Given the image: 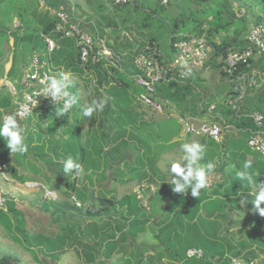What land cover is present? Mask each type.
<instances>
[{
    "label": "trees",
    "instance_id": "trees-1",
    "mask_svg": "<svg viewBox=\"0 0 264 264\" xmlns=\"http://www.w3.org/2000/svg\"><path fill=\"white\" fill-rule=\"evenodd\" d=\"M24 1L27 3L26 6L21 7L20 3L23 2L19 0L17 2L20 3L13 6L17 9L16 16L20 24L18 30L22 33L17 31V33H12L5 38L6 42H12V47L16 53L23 50L25 52L38 51L42 54L41 61L45 62L47 68L53 72L76 74L82 73L84 69L87 71L94 70L97 73L99 86L110 83L103 69V64L89 61L86 65H81L75 41L69 38H61L55 34L54 29L58 23L55 16L56 12H64L73 22L70 13L68 10H64L63 4H61L65 0ZM42 2H45L43 7L41 6ZM114 7L117 16L122 17L125 13L135 11L137 4L127 6L128 10H124L126 6ZM52 10L55 11L53 14H51ZM106 23L111 25L115 22L109 20ZM204 23L208 25L206 30L208 43H210L208 36H213L215 32L220 30L227 33L231 29L229 24H216L214 17L210 23L207 20L197 23L193 27L195 36L204 35L205 37V30L202 27ZM176 29L178 28L175 25L169 27L171 55L175 52ZM46 36L51 37L56 44V49L51 54L46 51L44 43ZM99 37L105 39L103 32H100ZM235 39L237 45H232V42L228 41L227 38L218 46L211 44L213 52L210 58L216 60L212 67L214 68L212 71L214 72L212 75L213 84L205 85L206 83L200 80V75L203 73L206 64L184 84L170 81L156 86L154 99L164 106V113L161 115L169 113V108H173L178 115L190 118L197 125L199 124L197 120L203 117L209 106L214 105L216 120L220 122L218 119L220 116L224 123L229 126L228 129H223L221 143L204 139L202 145L206 146L205 155L204 159L199 162L202 167L209 162L215 165L219 158L225 160L229 153H232V156H239L243 150L248 152L247 140L255 128L251 120L245 116L258 112L264 118V84L257 88H246L238 93L233 90V77L220 70V56H225L229 52L240 51L246 46L245 39ZM105 42L120 58V67L124 73H129L130 65L128 62L131 60L133 64L144 46L156 47L154 37L133 46H131L132 42L126 38H123L122 41H118L117 38L112 42L105 39ZM172 59L170 57L163 60L160 57L162 62H169ZM263 65L264 60H260L256 64L253 62V67L257 70ZM111 71L117 72L115 69ZM14 73L15 70L11 69L7 72V76L12 77ZM125 78H127L125 74L118 73L117 84L121 87L126 85ZM196 79L199 80L198 84L196 82L197 86L193 82ZM195 87H202L200 93L194 92ZM95 99L98 101V96H95ZM234 104L238 108L237 111L232 107ZM10 154V151L6 150L3 144H0V161L2 163L10 157ZM256 164L260 168H264V162L259 161ZM226 165L227 163L223 162L220 167H217V170L223 169ZM252 175L253 185H249L246 180H240L237 175L231 172L226 176L223 188L228 187V190H240L241 192V195L235 197L234 194L232 198L226 194L218 195V192L209 196L200 192L198 196L192 197V201H189L184 194H169L166 184H163L164 199H162V192L158 198L159 193L157 191L151 195L152 206L159 199H162V204L165 207L163 214L155 218L156 221H160L164 225L163 231L173 230L175 232L173 242L169 243L173 249L170 254L175 262L179 264H229L231 257H237L249 264H264V217L253 209L252 200L254 196L251 195V192H254L255 179L259 184H263L264 175L260 177ZM79 195L83 196L85 200H89L87 193ZM96 199L98 208L95 209L93 204L87 205V209L82 214L81 220L86 222L85 224L75 225L76 221L68 218L62 220L64 223L71 221V224L66 226H62V224L60 227L57 224L59 220L57 216V219H54L55 223L50 228H46L47 216L42 212L40 214L31 213L29 210L18 206L14 201L6 199V211L0 210V225L5 229L9 238L26 251L39 248L42 255L52 259H58L68 252H73L81 264H119L121 262L127 264L130 263V260L128 261L123 257L134 253L136 256L133 257V264H141V262L144 264L145 261L140 256L144 249L136 246L134 241L143 232L140 221H146V215L151 218L155 217L153 211L149 214L144 213L137 197L133 195H125L120 198L116 196L98 197ZM67 204L66 201L63 203L44 201L42 210H48L51 207L52 214L55 216L61 207L68 209ZM260 207L264 208V202L261 203ZM92 208L96 213V221L87 223L89 213L93 211H91ZM183 216L188 218L192 225L188 227L186 224H182L179 230H176L175 223L177 220L182 221ZM168 221L171 225L174 224V227L165 226ZM190 249L201 251L202 257L200 259L187 258L186 252ZM118 256L121 258L120 262L115 260ZM0 264H18V260L13 256H1Z\"/></svg>",
    "mask_w": 264,
    "mask_h": 264
},
{
    "label": "rangeland",
    "instance_id": "rangeland-1",
    "mask_svg": "<svg viewBox=\"0 0 264 264\" xmlns=\"http://www.w3.org/2000/svg\"><path fill=\"white\" fill-rule=\"evenodd\" d=\"M13 1L15 2L10 9H12L17 2V0ZM239 2L240 4H235V0H170L168 6H161L155 0H144L139 4L137 10L131 11L132 15L123 14L120 20H118L119 18H116L118 17L117 14L109 15V18H113V20L115 19V23L109 26L112 28V31L116 30L120 35L117 37L118 41H122L123 38H126L128 41L132 42L131 46L134 44L137 45L138 43H144L148 38L154 37L156 48L159 51L160 57L164 60L171 57L169 47L170 25L177 24L178 29L181 32L186 33L190 32L197 23L215 17L216 24H229L232 31L235 30L236 33L243 32L245 34L250 28L249 25L252 24H261L264 28V0H239ZM75 3V0H65L61 2V4H63V9L68 10V13H70L72 18L76 14ZM239 7L243 9L244 13L237 11ZM124 10H128V7L126 6ZM9 11L10 10L4 11L6 19L8 18ZM54 12L55 11L52 10L51 14ZM123 18L124 23L122 24L121 20ZM230 35L233 36V33ZM233 37H236V35ZM5 38V36L0 35V42H2L4 48H6ZM111 38L113 39V37ZM111 38H107V41L112 42L113 40ZM209 60L212 62L209 61L211 63L210 67L212 68L216 60ZM128 64L133 73L134 69L131 60ZM84 72L88 73L85 69ZM105 73L111 84H114L117 81L118 73H107V71H105ZM213 73L214 72H211V74H208L206 77L211 81V83L208 84H213ZM84 78L83 80H80L81 83H78V87L76 88L79 91L80 99H78V103L75 105V112L59 116L57 122L51 123L49 126L50 128H47L46 134L49 132L51 134H60L57 136L60 139L59 141H61L62 136H67L64 139L66 141H62L61 143L65 144L67 147H72L73 150L74 146L77 145L76 162L79 164L82 163L81 168L84 173L89 171V176L84 177V181L91 182L93 179H96V181H93L92 187L87 183L84 185L83 193L88 194L89 200H85L83 196H80L79 191H77L73 197L76 202L81 205V208H77L75 202L71 199H68V201L66 199V202H68V209H63L61 207L59 213L54 216V219H57V216L59 217L57 222L58 226L62 224V226L71 224V221H66L64 223L62 219H70L72 216L74 217L73 221H76L75 225L79 224V226H81L83 223L85 224L86 222L81 220L82 214H84L85 209H87L90 204H93L95 209L98 208L96 198L110 196L120 198L125 195H132L135 181H140L142 177H146L153 170L158 172L160 170L161 175L157 173L155 174L159 175L163 182L168 181L166 183L169 187H167V192L169 194L174 193L172 187H170V173L165 167V164L166 162L177 161L182 156L180 149L175 150V146L178 144L167 146V141L170 139V136L165 135L163 129L160 131L161 134L157 133L159 136L158 141H154L157 127L154 123H150L149 120L152 119L155 123H158L163 115H157V113L145 107H141V105L136 102L135 98L139 92L129 78L125 79L126 85L120 88L109 86L111 85L110 83L99 86L98 79L95 76H89L88 79ZM70 79L73 84L76 81V76H70ZM115 84H117V82ZM68 91L77 96V91L74 86L69 88ZM95 96H98L97 102L103 101V110L106 107V103L111 107H108L104 111L94 112L91 118L84 117L82 108L91 104ZM105 96L110 99L108 100ZM141 110L147 119L136 115L139 114V111ZM172 114L173 117L170 118L167 129L169 131L171 129L173 135L176 134L180 138V144L197 142V138H190L185 135L180 125H177L175 117L177 114H175L174 111ZM88 123L91 125L90 129ZM202 139L204 140L205 138H201L200 141ZM59 141L56 143L59 144ZM130 144H132V148L126 149L130 147ZM80 145L82 148V155L80 153ZM139 147L141 148L138 149ZM170 148H172L171 151H168L167 149ZM162 149L163 152L166 151L170 153L164 154L162 158L163 163L158 165L157 161ZM126 151L136 152V157H134L136 159H134L133 165L127 164L124 166L123 161H121V156ZM244 151L245 150H243V152ZM249 152L253 157H259L250 150L248 152L246 151V153ZM141 153H144L143 157L140 156ZM58 156L59 155H56V157ZM180 163L183 167L187 161H181ZM140 165H142L143 168H140ZM59 168L61 169L63 167L60 166ZM3 172L5 171L3 170ZM3 172L0 173V191L4 198L7 200L13 199L18 206L23 207L25 210L27 209L34 214H40L37 211H31V209H36L35 206L33 207V202L39 201V198L41 201L44 200L42 199V194H46L47 191L41 188L35 189L34 192H38V195L40 196H37L38 198L27 196L20 191V193L16 192L14 196L11 197L6 194L8 193L7 189L11 185V182L3 179ZM110 175H112L111 180L115 179V181H111L112 185L104 183L105 187L113 188L107 190L104 189L105 187L102 186L101 183L108 181ZM91 176H93L92 180ZM123 180H125L124 183H122ZM162 184L160 185L159 183H156V191L159 193L157 198L160 196V192H162V199H164V186H162ZM45 198L46 200L44 201L46 202L57 203L51 201V198ZM162 199H159L157 202L155 200L156 203L153 205H158V207L162 209L161 213H157L159 217L163 214L164 204H162ZM141 203L147 206V198L141 200ZM92 210L93 208L91 211ZM95 215V210L89 213V220H87V223L95 222ZM182 219V221L177 220V223H175L177 227L176 230H179L181 227L180 225L182 224H186L188 227L192 225L188 218L183 216ZM168 222L165 226L168 225V227H174V224L170 225V222ZM54 223L55 221H53L52 224ZM162 227H164V225H160L157 229L158 237L154 241L155 246L153 247L152 244H149L148 246L150 247L149 249H155L160 256L170 258V251L173 249L169 243L173 242L175 232H173V230L163 231ZM144 247L145 245H142L140 248L144 249ZM7 255L16 258L18 264H81V261L73 252H68L58 259H52L42 255L39 248H34L32 251L28 252L22 246L14 243L9 238L5 229L0 225V257Z\"/></svg>",
    "mask_w": 264,
    "mask_h": 264
},
{
    "label": "crops",
    "instance_id": "crops-1",
    "mask_svg": "<svg viewBox=\"0 0 264 264\" xmlns=\"http://www.w3.org/2000/svg\"><path fill=\"white\" fill-rule=\"evenodd\" d=\"M19 1L23 2V3L16 2L15 4L20 3L21 7H23L24 5L25 6L27 5V3L24 0H19ZM75 1H76V3H75L76 4V6H75L76 7L75 8L76 14L73 16V22L77 26H79L84 32L91 35L92 37H99L100 32H103V37L105 39L113 37V39L111 38L112 40H116V38L118 36H120L116 30L112 31V28H110L109 24L106 23V21L113 20V18H109V15H115L116 14L115 13V7L111 3V0H75ZM143 1L144 0H135V4H137V8H138L139 4H141ZM14 2L15 1H13V0H0V35L1 36L6 37V36L11 35L12 33H17V31L19 32L18 27L20 26V24L18 23V19L16 16L17 15V9H15L14 7H12V9H10V7L12 6V4ZM235 2H236L235 4H240L239 0H235ZM41 6L42 7L45 6V2H42ZM6 10H10L8 12V18L7 19H6V15H4V11H6ZM237 11L244 13L243 9H241L240 7ZM125 14L126 15H132L131 12L125 13ZM116 18H119L118 20L121 19V17H116ZM211 21H212V18L207 19V22L210 23ZM121 22H122V24L124 23V18L121 20ZM174 25L177 27V24H174ZM249 26H251V25H249ZM202 27L205 30L204 32H205V38H206V35H208V34H206V30L208 29L207 23H204ZM176 30H177V33H176L177 36L195 35V32L193 29H191L190 32H186V33L181 32L179 29H176ZM248 31H249V29L244 34L243 32L236 33L235 30L232 31V29H230V31H228L227 33H224V31L220 30V31L215 32L213 36H208V40L210 41L209 44L213 48L214 45L215 46L220 45L225 40V38H227L228 41L232 42V45H235V44L237 45L235 38H238L240 40L246 39ZM19 33L21 34L22 31H20ZM231 33H233V36L236 35V37L231 36L230 35ZM99 38H101V37H99ZM11 43L12 42H10V41H8V42L5 41L6 45L5 44L4 45L6 48H4L2 46V42H0V80L5 79V80H8L10 82H15V81H18L20 79L21 74H22V70L28 64L30 56L33 53H37V54H39L40 57H42V54H40V52H38V51H32V52L26 51L25 52L24 50L22 52L18 51L16 53V50H14ZM139 44L140 43H138L137 45H139ZM211 44H213V46ZM174 55H175V52L171 55V57L173 58ZM260 60H264V58L263 57H257L255 59L254 63L256 64ZM209 61L206 65V67L204 68L203 73L200 75V80H202L206 84L211 83V81H209V79H207L206 77L208 74H211V72L213 71V68H211L210 66L208 67L209 63L211 62V61L210 62ZM41 62H42V65L45 69L49 70L50 72H52L58 76H60L62 73H64V72H60V73L53 72L50 68L49 69L47 68V65L45 62H43V61H41ZM11 69L15 70V73L12 77H9V76H7V72L10 71ZM103 69H104V71H107V73L112 72L111 70H109L105 67ZM133 69H134L133 73L131 72V68L129 69V73H124V71L121 67L119 70H115V71H117L116 73L125 74V76L131 80V78L133 76L137 75V71L135 69V63H133ZM68 74H70V76H74V75L76 76V81L73 83V86H74L75 90L77 91L78 99H80L79 98V91L76 88L78 87V83H81L80 80H83L84 76H85L84 79H88L89 76L90 77L95 76L96 78H98L97 73L94 70L88 71V73L83 71L82 73H76V74L68 73ZM131 82H132V80H131ZM193 82H194V85L197 86L199 80L196 79ZM196 82H197V84H196ZM109 86H115L118 88L121 87L119 84H115V83L111 84ZM105 88H103V89H105ZM136 88L138 89V92H140V89L138 87H136ZM200 89L196 88L194 92L200 93ZM105 98H107L108 100L110 99L107 96H105ZM93 100H96V99L94 98ZM135 100H136V98H135ZM8 102L10 103L9 105H8ZM107 105L109 106L108 103H106V107H108ZM58 111H59L58 107L47 106L44 108H38V109L34 110L31 113V115L29 116V118L25 121H22L16 117L20 126L25 129V132H24L25 143L28 146V150L24 154H12L11 153L10 157L3 162L4 171H5V172H3V179L11 182V185L7 189L8 193L4 192L7 195L13 197L16 192L18 193L20 191L21 193H24L27 196H33V198L34 197L36 198L37 196L38 197H40V196L38 195V192L35 193L34 190L37 188H41L43 190H46L51 196H53L51 198V201L63 203L64 201H66V198L74 197L75 194L77 193V191H79L80 194H82L84 185L86 183L92 187L93 181H96V179L92 180L93 176H91V180H92L91 182L84 181V177L89 176V171H86L84 173L82 170V172L79 176H75L74 175L75 170H73V174H64L63 168H61V169L59 168L60 166L63 167V162L68 157H71L75 161H77L76 160L77 145L74 146V150H73L72 147H69V146L67 147L65 144L61 143L62 141H66L64 139L67 136H65V135L62 136L61 141H59L60 139L57 136H59L60 134L59 135L51 134L50 132L48 134H46L47 128H50L49 127L50 124L53 122H57V118L59 116L56 115V112H58ZM173 111L175 114H177V111H175V109L169 108V113L161 116L162 119L161 120L159 119L158 123H155L152 119L149 120V122L154 123V125L157 127L156 134L154 137V141H158L159 136L157 135V133L161 134L160 131H162V129H163L165 135L170 136V139L167 141V146L171 145V144L172 145L178 144L177 146H175V148H176L175 150H178V149H180V146L182 145V144H180V138L176 134L173 135V131L171 129H170V131L167 129V126L169 124V120L171 117H173V114H172ZM73 112H75V105L73 106V110L71 113H73ZM4 115L16 116L15 115V106L13 104L12 96L9 95L6 91L0 90V117H3ZM136 115L138 117H145L142 110L139 111V114H136ZM178 116H180V115L177 114V116H175L176 122H177ZM145 118L147 119V117H145ZM206 118H207V113H205L201 119L203 120ZM219 118L221 120H223L222 117L219 116ZM201 119H199V120H201ZM170 123H171V121H170ZM104 124H105V121H104ZM177 125H179L178 122H177ZM90 126L91 125L88 123L89 129H90ZM162 126H163V128H162ZM160 136H162V135H160ZM188 137L192 138L191 136H188ZM195 139H196V137H195ZM197 139H198L197 142H199L200 144L204 143L203 139L201 141H200L201 138H197ZM57 141H59L60 143L59 144L56 143ZM130 142H133V141H130ZM156 143H159V142H156ZM0 144H3L6 148V150H8L3 138H0ZM130 148H132V144H130V147L126 148V149H130ZM140 148L141 147H139L138 149H140ZM171 149L172 148L167 149V150L171 151ZM80 153L82 155L81 145H80ZM166 153L168 154L170 152H166V151L163 152V149L161 150V153L159 154L160 155L159 159L157 161L158 165L163 163L162 158H163V155ZM231 154L232 153H229L225 157V160H223L221 158L216 160L215 168L213 169L212 174L209 176V181H210L209 185L205 189L201 190V192L204 195L209 196L215 192H218V195L219 194H226V195H228L229 198H232V195H234V194H235V197L241 195L240 190H228V187L224 189L223 183H224V180L227 178L226 176L230 172L232 174L236 175V173L238 171L243 170V165L248 160L252 161V166L250 169H248L249 173L254 174L255 177H260V176L264 175V168H260L258 166V164H256L259 161L264 162V158L253 157L250 154V152L246 153L245 151L241 152V155H239V156L238 155L232 156ZM52 155H54V156H52ZM56 155H59V156L56 157ZM143 155H144V153L140 154L141 157H143ZM123 157H124V159H123ZM134 157H136V152L134 153L132 151H126L122 154L121 161H123L124 166L127 164L133 165L134 159H136ZM223 162L227 163V165L223 169L220 168L217 170V167L218 166L220 167ZM80 165L82 166V163H80ZM186 165H187V163L184 164L183 167H185ZM139 167L143 168L142 165H140ZM155 173L160 174V170H159V172L156 170H153L146 177L145 176L142 177L140 181H138V180L135 181V187L133 189L134 191H133L132 195L137 197L138 201L140 202L142 209L144 210V213L149 214V213H152V211H153V213L155 214V217L151 218L149 215H148L149 217L146 215L147 220L146 221H143V220L140 221V225L142 226L143 232L141 234H139V236L135 239L134 242H135L136 246L141 247L142 245H145L144 252L142 254H140V256L145 261L144 264H179V263L174 261V259L171 257V255H170V258L160 256L155 251V249H149L150 247L148 246L149 244H152L153 247L155 246L154 241L158 237L157 236V233H158L157 229L160 225H162L160 221H156V219H155L158 216L157 213H161L162 209L159 208L158 205L152 206L151 195L154 192H156V183H159L161 185L162 183L166 184L168 182V181L163 182V180L159 177V175H157ZM111 179H112V175L109 176L108 181L102 182L101 185L104 186V183L111 184V181H115V179H113V180H111ZM127 181H128V179H127ZM170 181H171V179H170ZM124 182H125V180L122 181V183H124ZM163 184H162V186H163ZM168 184H170V183H168ZM263 184H264V182H263ZM104 189H107V190L110 189L111 190L113 188L112 187H110V188L105 187ZM184 195L186 196V198L189 199V201H192L193 196L191 195V189L190 188L186 190ZM251 195L254 196L253 192H251ZM42 197H43L42 199L46 200V198H45L46 194H42ZM146 198H147V206H145L141 203V200H144ZM10 200L14 201L13 199H10ZM44 200L41 201L39 198V201L33 202V207L35 206L36 209H31V208L30 209L33 212H36V211L38 213L42 212L44 215H46L47 216V224L45 226H46V228H50L53 221H54V216L52 214L51 207H49L48 210H42V206L44 205ZM67 201H68V199H67ZM40 205H42V206H40ZM164 208L165 207L163 206V209ZM64 218H66V217H64ZM73 218L74 217L72 216L70 219H73ZM129 240L132 241L131 239H129ZM135 256L136 255L133 253L129 256H124L123 258L127 259L128 261L130 260L129 261L130 263H127V264H133V257L135 258ZM119 257L120 256L116 257L115 260H117V261L119 260V262H120L121 258H119ZM119 264H126V263L121 262ZM141 264H143V262H141Z\"/></svg>",
    "mask_w": 264,
    "mask_h": 264
},
{
    "label": "built area",
    "instance_id": "built-area-1",
    "mask_svg": "<svg viewBox=\"0 0 264 264\" xmlns=\"http://www.w3.org/2000/svg\"><path fill=\"white\" fill-rule=\"evenodd\" d=\"M161 6H168L170 0H155ZM114 6H134L135 0H111ZM58 23L54 29L55 34L61 38H69L75 41L79 54V62L86 65L101 63L109 70L120 69V58L107 46L105 40L99 37H92L84 32L79 26L72 22L64 12L55 13ZM246 46L244 49L229 52L225 56H220V70L233 77L232 84L235 92L244 91L246 88H257L264 84V65L259 70L253 67V62L257 57H264V28L261 24H252L246 36ZM46 51L51 54L56 49V44L51 37H44ZM175 55L169 62L160 60L159 52L154 46H144L135 58V68L137 75L131 78L132 83L140 89L136 97V102L158 114L164 113V106L154 99L156 86L167 82L185 83L196 71L203 68L209 61L213 48L204 36L195 35L177 36L174 44ZM240 69V70H239ZM246 70L245 72L243 70ZM239 71V73H237ZM50 77L60 76L45 69L37 53H33L28 64L22 70L18 81L10 82L0 80V90L6 91L13 98L15 115L18 119L25 121L31 113L47 106H60L58 101L52 103V97L44 92ZM233 109L238 110L236 104ZM72 109L66 114L71 113ZM215 106L211 105L207 109V118L197 120L195 125L190 118L177 117V122L187 136L196 138H207L217 143L222 142L223 129H228L223 120L218 122L214 116ZM251 120L254 130L251 131L247 140L248 149L264 158V118L254 112L245 116ZM4 170L0 161V173ZM47 198H52L48 192ZM75 205L79 207V203ZM0 210L6 211V199L0 191ZM187 258L202 257V252L190 249L186 252ZM229 264H249L237 257H231Z\"/></svg>",
    "mask_w": 264,
    "mask_h": 264
},
{
    "label": "clouds",
    "instance_id": "clouds-1",
    "mask_svg": "<svg viewBox=\"0 0 264 264\" xmlns=\"http://www.w3.org/2000/svg\"><path fill=\"white\" fill-rule=\"evenodd\" d=\"M71 87L73 84L68 73H62L59 78L50 77L48 79L44 92L47 96L51 95L53 104L60 102V110L56 112L57 116H64L78 103V97L68 91ZM103 107V101L93 100L91 104L82 108L83 116L91 118L94 112L102 111ZM24 132L25 129L20 126L16 116L4 115L0 117V138H3L10 153L24 154L28 150ZM205 148L206 146L199 142L184 143L180 146L182 152L180 159L174 162H166L165 167L170 173L171 187L174 193L183 195L190 188L191 195L196 197L201 190L209 185V176L212 174L215 165L211 162L203 167L199 165V162L204 159ZM181 161H187V165L182 167ZM251 166L252 161L248 160L244 163L243 170L236 173L240 180H246L249 185H253V175L248 172ZM73 170H75L74 175L79 176L82 172L81 165L73 158L68 157L63 162V173L73 174ZM253 195V209L264 217V208L260 207L261 203L264 202V184H259L256 179Z\"/></svg>",
    "mask_w": 264,
    "mask_h": 264
},
{
    "label": "bare ground",
    "instance_id": "bare-ground-1",
    "mask_svg": "<svg viewBox=\"0 0 264 264\" xmlns=\"http://www.w3.org/2000/svg\"><path fill=\"white\" fill-rule=\"evenodd\" d=\"M192 34V33H191ZM252 113V112H251Z\"/></svg>",
    "mask_w": 264,
    "mask_h": 264
}]
</instances>
